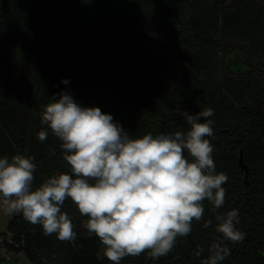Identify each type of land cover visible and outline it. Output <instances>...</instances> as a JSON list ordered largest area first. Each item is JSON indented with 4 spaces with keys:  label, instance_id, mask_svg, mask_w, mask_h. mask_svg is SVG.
I'll use <instances>...</instances> for the list:
<instances>
[{
    "label": "trees",
    "instance_id": "trees-1",
    "mask_svg": "<svg viewBox=\"0 0 264 264\" xmlns=\"http://www.w3.org/2000/svg\"><path fill=\"white\" fill-rule=\"evenodd\" d=\"M179 2L174 33L154 50L157 20L152 26L146 20L164 14L154 0H0V157H34V187L70 174L61 141L50 130L38 139L47 129L38 113L61 92L110 114L133 138L174 133L187 127L180 112L210 107L216 172L229 177L218 212L238 209L237 227L246 233L240 243L226 242L231 252L221 264H264V2ZM203 206V219L167 256L154 261L145 252L120 263L201 264L221 235L213 206L207 200ZM62 211L72 219L74 241L46 236L40 225L11 215L4 245L33 264L111 263L82 225L87 217L74 218L70 199ZM208 219L212 225L204 227ZM198 245L205 249L200 257Z\"/></svg>",
    "mask_w": 264,
    "mask_h": 264
},
{
    "label": "clouds",
    "instance_id": "clouds-1",
    "mask_svg": "<svg viewBox=\"0 0 264 264\" xmlns=\"http://www.w3.org/2000/svg\"><path fill=\"white\" fill-rule=\"evenodd\" d=\"M38 115L47 126L38 139H47L50 130L61 141L70 174H54L34 187V157H0V204L6 214L22 215L40 225L44 235L72 242L77 234L62 211L70 199L87 217L88 235L100 240L111 264L145 252L154 261L167 256L178 238L191 233L193 221L203 219L205 200L213 206L215 231L221 235L209 245L201 264H221L230 255L228 243L245 239L237 227L238 209L218 212L225 205L223 185L229 177L216 172L212 108L183 110L187 127L174 133L137 138L110 114L82 107L68 92L58 98L54 94ZM211 225V219L204 220V227ZM204 251L198 245L194 255Z\"/></svg>",
    "mask_w": 264,
    "mask_h": 264
},
{
    "label": "rangeland",
    "instance_id": "rangeland-1",
    "mask_svg": "<svg viewBox=\"0 0 264 264\" xmlns=\"http://www.w3.org/2000/svg\"><path fill=\"white\" fill-rule=\"evenodd\" d=\"M262 2H264V0H262ZM154 3L157 7L162 9L164 13H159L157 15L158 17L156 16L151 19L147 18L146 20L149 26H152V21L155 20L156 22L157 20V26H153V32L156 34L153 39L154 50H157L161 46L165 45L169 37H171L174 33L172 31L174 29V16L178 14L179 8H181V2H179V0H154ZM158 20H161V22ZM175 30L178 32V28L176 26ZM148 32H150V30ZM80 215L79 211L77 214H73L74 218ZM10 217L11 215L6 214L3 211L2 204H0V264H33L22 251L15 252L6 248L4 245V240H11L12 236L11 232H9L6 227ZM82 225H84V223H82ZM98 255L100 257L104 256L103 245L100 247Z\"/></svg>",
    "mask_w": 264,
    "mask_h": 264
},
{
    "label": "water",
    "instance_id": "water-1",
    "mask_svg": "<svg viewBox=\"0 0 264 264\" xmlns=\"http://www.w3.org/2000/svg\"><path fill=\"white\" fill-rule=\"evenodd\" d=\"M239 164H240V166L244 167L245 169L247 168V166L244 164L243 154H242L241 150H240V153H239Z\"/></svg>",
    "mask_w": 264,
    "mask_h": 264
}]
</instances>
